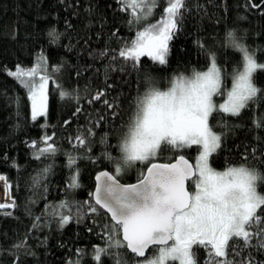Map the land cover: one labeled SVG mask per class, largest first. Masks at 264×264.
I'll use <instances>...</instances> for the list:
<instances>
[{"label":"trees","instance_id":"1","mask_svg":"<svg viewBox=\"0 0 264 264\" xmlns=\"http://www.w3.org/2000/svg\"><path fill=\"white\" fill-rule=\"evenodd\" d=\"M166 6L159 0L143 23L157 21ZM186 8L169 42L168 63L142 57L134 69L119 52L143 23L131 24V10L120 0H0V176L5 177L0 191L2 204L15 201L14 207L0 209V264H116L113 253L135 264L127 248H111L95 259L96 249L107 247L114 222L93 197L96 175L103 169L115 174L123 156L119 144L132 102L148 90L149 79L165 88L175 76L209 68L213 56L229 88L243 55L227 38L229 32L264 64V0H186ZM41 57L45 71L37 78L49 77L48 106L45 116L33 120L27 90L9 73L34 67ZM253 82L264 91V69L256 70ZM62 91L69 95L62 97ZM98 92L104 95L93 99ZM262 117L264 97L259 96L239 116L213 113L209 124L222 134L223 146L210 156L211 166L243 165L264 176ZM46 136L56 147L54 155H39ZM182 154L194 162L196 146ZM177 155L162 151L157 160ZM69 156L75 157L71 167ZM146 167L137 161L117 177L134 182ZM74 171L78 187H70ZM257 187L264 194V181ZM62 216L71 219L62 223ZM260 243L255 235L247 246L238 240L233 247L230 240L228 259L264 264ZM192 250L197 264H205L206 250L195 245ZM149 255H155L153 247Z\"/></svg>","mask_w":264,"mask_h":264},{"label":"snow or ice","instance_id":"2","mask_svg":"<svg viewBox=\"0 0 264 264\" xmlns=\"http://www.w3.org/2000/svg\"><path fill=\"white\" fill-rule=\"evenodd\" d=\"M120 3L131 10L130 23L138 25L152 15L159 0ZM166 4L163 15L153 23H143L142 30L136 31L134 39L124 42L119 52L134 69L142 57L159 65L168 63L169 42L187 8L186 0H166ZM227 38L243 54L230 90L227 77L222 76V68L213 56L207 71L193 70L191 76L175 77L166 91L149 79L148 90L132 102V113L119 144L123 156L116 162L115 175L104 171L96 177L95 205L106 209L115 222L109 229L107 247L96 249L97 261L111 248H127L135 264H168L169 260L197 264L192 250L195 245L206 250L205 264H232L227 252L229 241H233V247L238 240L247 246L254 235L261 238L260 247L264 248V194L257 191L264 176L243 165L216 171L209 163L210 156L223 146L222 134L214 132L209 124L213 113L239 116L250 102L264 97V91L253 82V74L258 68L264 69V64H258L254 52L236 43L232 32ZM42 71L45 69L41 57L36 66L17 67L9 73L27 90L33 120L47 113L49 77L37 78ZM67 95L61 92L62 97ZM103 95L98 92L93 99L99 100ZM221 95H226V100L217 105L214 97ZM103 102L109 108L113 106L107 99ZM256 126L262 125L257 122ZM49 140L51 137H44L46 147L39 149V155L55 154L56 147ZM77 143L85 145V139L77 137ZM193 146L198 153L194 165L182 154ZM162 151L178 153L175 162H157ZM137 161L147 165L139 182L121 185L117 175ZM74 162L75 157L69 156L70 167ZM77 178L74 171L70 187L79 186ZM189 181L193 191L188 190ZM5 207L14 204H0V209ZM90 210L95 213L98 208L92 206ZM70 219L62 216V223ZM149 247H153L155 255L146 256ZM113 255L118 257L116 264H126L121 254Z\"/></svg>","mask_w":264,"mask_h":264},{"label":"rangeland","instance_id":"3","mask_svg":"<svg viewBox=\"0 0 264 264\" xmlns=\"http://www.w3.org/2000/svg\"><path fill=\"white\" fill-rule=\"evenodd\" d=\"M258 63V62H257ZM258 64H260V63H258ZM211 66V65H210ZM218 66V65H217ZM210 68V67H209ZM209 68H207V69H205V70H203V71H207ZM203 71H198V72H203ZM192 74H190V75H184V76H191ZM175 77H178V76H175ZM174 77V78H175ZM173 78V79H174ZM172 79V80H173ZM232 83H233V79H232ZM231 86H232V84H231ZM231 86L229 87V88H227V90H230L231 89ZM168 87H170V85L169 86H167V87H165V88H162V89H160L161 91H166L167 89H168ZM226 100V95H221L220 96V98H218V96H216V97H214V102L217 104V105H219V104H221V103H223L224 101ZM47 106H48V102H47ZM215 132V131H214ZM218 134V133H217ZM197 155H198V153H197ZM197 157V156H196ZM195 160H196V158L194 159V164H195ZM209 163H210V158H209ZM210 166H211V164H210ZM239 166H241V165H238V166H231V167H239ZM212 167V166H211ZM213 168V167H212ZM213 169H215V168H213ZM227 168H225V169H223V170H217V169H215L216 171H225ZM0 177H2V176H0ZM4 176L2 177V179H0V182H2V181H4ZM192 190L191 191H193V186H192V188H191ZM257 191L259 192V193H261L259 190H258V187H257ZM262 194V193H261ZM2 195H1V193H0V197H1ZM14 199H12V204H14ZM11 208V207H10ZM3 209H6V207L5 208H3ZM2 210V209H1ZM171 243V242H170ZM173 263H175V264H179V261H172V260H169L168 261V264H173Z\"/></svg>","mask_w":264,"mask_h":264},{"label":"water","instance_id":"4","mask_svg":"<svg viewBox=\"0 0 264 264\" xmlns=\"http://www.w3.org/2000/svg\"><path fill=\"white\" fill-rule=\"evenodd\" d=\"M185 157V156H184ZM185 159H187L188 161H189V163H192L193 164V162L189 159V158H187V157H185ZM173 162H175V161H173ZM159 163H161V162H159ZM104 171H107V172H109L110 174H113L112 172H110L109 170H107V169H103V170H101L97 175H96V177L101 173V172H104ZM114 175V174H113ZM117 180L119 181V183L121 184V185H129V184H136V183H138L139 182V180L138 181H136V182H134V183H124V182H122L120 179H118L117 178ZM97 185H98V181H97V179H96V186H95V189H94V192H95V190H96V187H97ZM187 187H188V190H189V186H188V182H187ZM190 191V190H189ZM105 211H106V209H104ZM107 212V211H106ZM108 215L110 216V218H111V214L110 213H108ZM114 222V221H113ZM115 223V222H114ZM147 252V251H146Z\"/></svg>","mask_w":264,"mask_h":264},{"label":"bare ground","instance_id":"5","mask_svg":"<svg viewBox=\"0 0 264 264\" xmlns=\"http://www.w3.org/2000/svg\"><path fill=\"white\" fill-rule=\"evenodd\" d=\"M185 156V155H184ZM185 157H187V156H185ZM188 158V157H187ZM176 159V158H175ZM175 159L174 160H172V161H160V160H157V162H161V163H169V162H173V161H175ZM191 160V159H190ZM192 161V160H191ZM193 162V161H192ZM193 165H194V162H193ZM145 171H146V169H145ZM144 171V172H145ZM111 172V171H110ZM114 174V173H113ZM115 175V174H114ZM118 178V177H117ZM119 179V178H118ZM140 179V178H139ZM138 179V180H139ZM138 180H136V181H138ZM136 181H134V182H136ZM123 182V181H122ZM134 182H128V183H134ZM124 183H127V182H124ZM189 183V182H188ZM96 186V185H95ZM94 189H95V187H94ZM189 190H190V188H189ZM94 191V190H93ZM191 191V190H190ZM0 193H1V197H0V204H2L3 203V201H4V199H3V193L0 191ZM94 193V192H93ZM150 248L151 247H149V249L147 250V252H146V255H147V253H148V251L150 250Z\"/></svg>","mask_w":264,"mask_h":264}]
</instances>
